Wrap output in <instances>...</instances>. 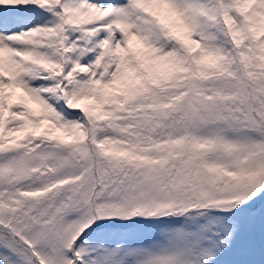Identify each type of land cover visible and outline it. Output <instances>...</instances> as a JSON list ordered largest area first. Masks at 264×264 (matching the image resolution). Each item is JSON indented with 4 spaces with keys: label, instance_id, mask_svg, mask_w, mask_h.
Segmentation results:
<instances>
[{
    "label": "snow or ice",
    "instance_id": "obj_1",
    "mask_svg": "<svg viewBox=\"0 0 264 264\" xmlns=\"http://www.w3.org/2000/svg\"><path fill=\"white\" fill-rule=\"evenodd\" d=\"M0 264H264V0H0Z\"/></svg>",
    "mask_w": 264,
    "mask_h": 264
}]
</instances>
